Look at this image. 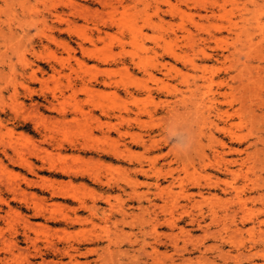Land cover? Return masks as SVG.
Masks as SVG:
<instances>
[{"label": "rangeland", "instance_id": "rangeland-1", "mask_svg": "<svg viewBox=\"0 0 264 264\" xmlns=\"http://www.w3.org/2000/svg\"><path fill=\"white\" fill-rule=\"evenodd\" d=\"M263 241L264 0H0V264Z\"/></svg>", "mask_w": 264, "mask_h": 264}, {"label": "bare ground", "instance_id": "bare-ground-1", "mask_svg": "<svg viewBox=\"0 0 264 264\" xmlns=\"http://www.w3.org/2000/svg\"><path fill=\"white\" fill-rule=\"evenodd\" d=\"M257 80H259V79H257ZM243 84V83H242ZM212 89V88H211ZM245 101V100H244ZM212 105V104H211ZM215 106V105H214ZM210 107V106H209ZM213 108V107H212ZM212 108H210V109H212ZM244 109H246L245 108V106H244ZM221 113V112H220ZM224 113V112H223ZM222 116V115H221ZM216 121V120H215ZM213 122V121H212ZM216 123V122H215ZM212 124V123H211ZM223 130L225 131V132H228L229 134H231V137L232 138H235V139H241V136H238V135H236V134H234V133H232L231 131H229V129H227V128H223ZM146 143V142H145ZM154 144V143H153ZM234 152V151H233ZM232 152V153H233ZM25 164V163H24ZM29 164L30 163H28V166H29ZM236 164V163H235ZM27 165V164H26ZM34 165V164H33ZM31 166H32V164H31ZM55 166V165H54ZM53 166V167H54ZM27 167V166H26ZM31 168V167H30ZM66 170V169H65ZM148 171V170H147ZM62 172V171H61ZM64 172V171H63ZM70 173V172H69ZM82 174V173H81ZM34 183H35V181H34ZM33 182H32V184H34ZM44 186V185H43ZM58 189V188H57ZM61 189V188H60ZM61 191V190H60ZM63 193H65V192H63ZM52 194H54V195H63L62 193H60L59 191H57V190H54L53 191V193ZM66 194V193H65ZM75 194V193H74ZM69 197V196H68ZM71 197V196H70ZM69 197V198H70ZM152 204V203H151ZM158 205V204H157ZM84 206V205H83ZM82 206V207H83ZM38 207V206H37ZM85 208V207H84ZM163 210V209H162ZM181 211V210H180ZM243 212V211H242ZM157 216V215H156ZM84 219V218H83ZM166 219V218H165ZM76 222V221H75ZM162 222V221H161ZM160 222V223H161ZM226 222V221H225ZM83 223V222H82ZM146 223V222H145ZM207 230V229H206ZM236 235V234H235ZM28 236V235H27ZM264 242V241H263ZM156 249V248H155ZM112 250V249H111ZM156 252V251H155ZM95 253V252H94ZM262 256H264V255H262ZM229 257V256H228ZM240 258V257H239ZM246 258V257H245ZM253 258V257H252ZM28 260V259H27ZM243 260V259H242ZM57 263V262H56Z\"/></svg>", "mask_w": 264, "mask_h": 264}]
</instances>
